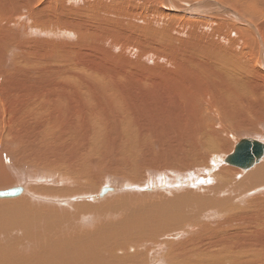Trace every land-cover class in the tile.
<instances>
[{
    "label": "bare ground",
    "instance_id": "bare-ground-1",
    "mask_svg": "<svg viewBox=\"0 0 264 264\" xmlns=\"http://www.w3.org/2000/svg\"><path fill=\"white\" fill-rule=\"evenodd\" d=\"M233 1L0 0V264H264V155L225 162L264 144V0Z\"/></svg>",
    "mask_w": 264,
    "mask_h": 264
},
{
    "label": "water",
    "instance_id": "water-1",
    "mask_svg": "<svg viewBox=\"0 0 264 264\" xmlns=\"http://www.w3.org/2000/svg\"><path fill=\"white\" fill-rule=\"evenodd\" d=\"M264 155V144L252 139L239 140L233 150V153L226 157L225 162L241 169H248L257 163ZM107 189H103L100 195L106 193ZM20 187L11 188L9 190L0 191V199L16 198L21 194Z\"/></svg>",
    "mask_w": 264,
    "mask_h": 264
},
{
    "label": "rangeland",
    "instance_id": "rangeland-1",
    "mask_svg": "<svg viewBox=\"0 0 264 264\" xmlns=\"http://www.w3.org/2000/svg\"><path fill=\"white\" fill-rule=\"evenodd\" d=\"M186 1H188V0H186ZM216 1L219 2V3H222V2H223L222 4H225V3H228V4H229V3L232 2V4L234 3L235 6H236V2L233 1V0H230V1H228V0H221L222 2H221L220 0H216ZM224 1H225V2H224ZM228 4H227V5H228ZM229 5H230V4H229ZM236 7H237V9H240V7H239L238 5H237ZM239 11H240V10H239ZM259 16H260V15H259ZM259 16H258V17L254 16V20H256L255 23H256V24H259V25H260V22L262 21V22H261V25H262L263 22H264V19L261 18V17H259ZM262 17H264V16H262ZM228 18H229V17L225 18V19H224V22H225V23L228 22L227 24L230 25V23H232V22L229 23V21H231L232 19H230V18L228 19ZM226 19H227V20H226ZM232 21H233V20H232ZM234 23H235V25H236V23H239V24H240L239 21H238V22H237V21H234L231 25H234ZM239 24H237V26H240V25H241L240 27H242L243 24H240V25H239ZM231 25H230V26H231ZM235 25H234V26H235ZM242 138H249V137H248V136H247V137L244 136V137H242ZM260 142L263 143V141H260ZM227 155H229V154H227ZM227 155H226V156H227ZM226 156H225V157H226ZM260 162H261V161H260ZM260 162H259V163H260ZM249 170H250V169H249ZM247 171H248V170H247ZM25 190H26V189H25ZM23 194H24V193H23ZM106 195H107V194H106ZM106 195H104V196H106Z\"/></svg>",
    "mask_w": 264,
    "mask_h": 264
}]
</instances>
